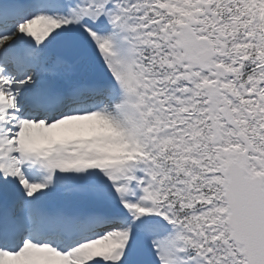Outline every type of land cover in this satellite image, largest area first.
<instances>
[{"label": "snow or ice", "instance_id": "1", "mask_svg": "<svg viewBox=\"0 0 264 264\" xmlns=\"http://www.w3.org/2000/svg\"><path fill=\"white\" fill-rule=\"evenodd\" d=\"M0 264H264V0H0Z\"/></svg>", "mask_w": 264, "mask_h": 264}]
</instances>
